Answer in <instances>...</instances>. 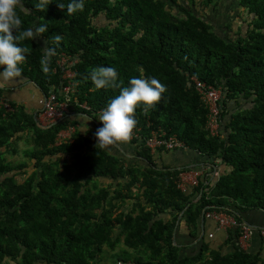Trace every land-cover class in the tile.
Listing matches in <instances>:
<instances>
[{
	"label": "trees",
	"instance_id": "trees-1",
	"mask_svg": "<svg viewBox=\"0 0 264 264\" xmlns=\"http://www.w3.org/2000/svg\"><path fill=\"white\" fill-rule=\"evenodd\" d=\"M40 3L20 0L21 31L41 24L47 31L19 42L30 51L18 79L56 93L68 110L44 126L41 108L11 100L0 86V264H264L237 244L239 228L217 247L198 239L204 211L239 220L264 211V0L229 4L238 14L222 34L203 12L218 10L220 0H85L72 15L58 7L69 0ZM45 47L56 53L49 73ZM99 65L115 67L124 85L143 75L167 86L154 106L137 107L123 152L96 145L92 124L101 126V110L119 94L95 87L89 72ZM194 78L223 90L217 134L207 128L209 109ZM70 127L71 136L60 135ZM154 132L176 135L187 151L154 150ZM20 142L30 145L25 159H8ZM175 156L215 164L221 175L184 191ZM178 223L186 241H196L189 253L174 240Z\"/></svg>",
	"mask_w": 264,
	"mask_h": 264
},
{
	"label": "clouds",
	"instance_id": "clouds-1",
	"mask_svg": "<svg viewBox=\"0 0 264 264\" xmlns=\"http://www.w3.org/2000/svg\"><path fill=\"white\" fill-rule=\"evenodd\" d=\"M49 3H51V0H41L39 6L41 9H44L47 8ZM19 6L20 0H0V78L5 81L19 78L22 75L23 68L21 65L25 62L27 54L30 50L19 42L25 39L33 41L47 31V26L44 24L39 26L34 25L21 31L23 21L18 13ZM84 6L85 0H69V3H67L66 6L63 3H58V7L62 10L66 9V13L68 15H72L77 11H83ZM54 39L58 42L61 40V36L57 35ZM55 54V49L53 47L44 48L42 54V70L45 73H49L52 70L50 66ZM89 76L97 89L108 87L119 89V94L107 102L98 117L101 122V126L96 129L94 135L96 137V145H99L100 147H106L118 141L129 140L137 124V120L135 118V111L137 107L141 104L147 107L154 106L155 103L161 100L162 94L167 91V86L155 76H133L129 79L128 84L124 85V81L119 78L118 70L112 66H95L90 70ZM195 79L197 78H194V80ZM45 96L47 95H42L38 99V103L39 100ZM41 111L39 120L44 126H47L49 123L55 124L65 116L62 115L61 117L53 120L48 118L50 122L44 124L43 118H47V116L44 114L43 107ZM71 113L72 112L70 111L68 112V114L73 115ZM90 119L91 118H87V121ZM81 130L86 133L89 130V125L87 128H82ZM181 142L183 145L175 149L187 151L188 148L186 144L183 141ZM123 151L125 150L123 149ZM175 168L182 170L180 173V187L184 191H188V188L191 187V185H198L200 179L206 180L209 178V181L218 180L221 175L220 168L215 164H210L209 162L197 163L190 161L188 163H183L182 166H176ZM196 171L201 172L198 176V183L190 184L189 179L190 177H193ZM201 195L202 194H200L199 197ZM213 213L226 215L230 218H234L239 223L247 224L253 230L250 240L256 232L264 239V235L262 234L264 228L253 227L250 222L243 219V214L242 220H239L231 213L214 209L204 211V225L202 226L201 218L199 240L201 239L211 242L210 239L212 238L213 233L209 232L208 239L206 240V231L204 230L205 222L208 219L216 223L217 230H226L229 232L233 227L239 228L240 235L238 237L237 244L240 247L246 248V246H242L240 243L241 226H221L220 222L211 217V214ZM178 225L179 223L177 224V229ZM203 231L204 236L200 238L201 232ZM250 240L247 244L250 243Z\"/></svg>",
	"mask_w": 264,
	"mask_h": 264
},
{
	"label": "crops",
	"instance_id": "crops-1",
	"mask_svg": "<svg viewBox=\"0 0 264 264\" xmlns=\"http://www.w3.org/2000/svg\"><path fill=\"white\" fill-rule=\"evenodd\" d=\"M2 80V78H1ZM0 86L6 85V95L9 96L11 100H20L22 99L26 104L31 108L35 109L36 111L39 110L42 107H39L38 99L43 95L37 87H35V84L30 81H22L18 78L13 80H2L0 81ZM42 112V111H40ZM75 115L74 113H71ZM99 127V125L92 124V128L96 131V129ZM119 142V143H118ZM110 146V150H112V146L115 148H118L123 152L124 145H126V142L118 141ZM173 158V156H172ZM175 159L173 162L176 163L177 166H182L183 163H188L191 160L185 159L186 157L181 156L180 158L174 157ZM188 160V161H185ZM185 161V162H184ZM212 178V176H211ZM243 219L250 222V224L253 227L256 228H264V211L263 210H249L245 213H243ZM187 227L185 225H182L179 229L175 232V242L177 245H179L182 248V253H189L191 252L196 246L194 245L196 243L193 241H186L189 240V232L186 230ZM233 227L231 230H234ZM204 230L206 231V240L208 239V233H213L212 238L210 239L212 242V247H217L222 242L226 241L228 237V231L226 230H217L216 223L211 220H206ZM179 241V242H178ZM225 248L227 250L231 249V245L227 244L225 245ZM246 249L250 250L253 253L260 254V256L264 259V239L260 236L259 233H255L252 236V239L250 240V243L246 246Z\"/></svg>",
	"mask_w": 264,
	"mask_h": 264
},
{
	"label": "built area",
	"instance_id": "built-area-1",
	"mask_svg": "<svg viewBox=\"0 0 264 264\" xmlns=\"http://www.w3.org/2000/svg\"><path fill=\"white\" fill-rule=\"evenodd\" d=\"M67 77H72L74 73L70 70L66 71ZM197 83V88L200 91L201 99L204 102L205 106L209 109V121L207 128L212 131L213 134H217L220 127V121L222 118V100L224 97L223 90L216 89L212 86H206L205 82H202L198 79H195ZM1 103H5L4 101H1ZM39 103L43 107V111L45 116L47 118L53 120L58 117H61L64 113V111H67V105L66 103L60 104L57 100L56 93H51L49 96H45L42 99L39 100ZM8 104V103H7ZM9 105V104H8ZM86 106V105H85ZM215 125L216 127L213 128L212 126ZM217 128V129H216ZM75 130L74 127H70L67 131H63L60 135L67 138L71 136L72 132ZM161 133L154 132L153 138L148 142L149 145L154 147V150L158 147H165L168 149H175L177 147H181L183 144L182 142L176 137L171 136L169 138H162ZM201 174V172L196 171L193 175V177H190L189 183L190 184H197L198 183V176ZM183 186V185H182ZM211 217L216 219L218 222H220L221 226H232V225H240L241 226V237H240V243L242 246H247L251 235L253 233V230L251 227H249L245 223H239L234 218H230L226 215L213 213L211 214ZM262 234L264 235V230L262 231Z\"/></svg>",
	"mask_w": 264,
	"mask_h": 264
},
{
	"label": "rangeland",
	"instance_id": "rangeland-1",
	"mask_svg": "<svg viewBox=\"0 0 264 264\" xmlns=\"http://www.w3.org/2000/svg\"><path fill=\"white\" fill-rule=\"evenodd\" d=\"M220 5L218 6V10L216 11H212L210 8L203 10V12L205 13V16L208 17V19L211 20V22L214 23L216 29L218 30L219 33H223L224 31V26L229 23L230 21L234 20L235 18H237V14H238V10L236 12L231 11L229 8V4H231L232 2H234V0H220ZM196 8L198 9H202L201 4H197L195 5ZM239 22V21H238ZM238 22H235V24H237ZM60 61L63 63L64 62V58L62 57V55H60ZM247 101H245L244 99L241 100V104L245 105ZM234 102H232L230 104V107H233ZM43 122L44 124H47L48 122H50V120L46 117L43 118ZM213 128H215L216 126L213 125ZM217 129V128H216ZM23 148H30V145L26 142H20V144L18 143V149L20 150L19 153H15L14 155H7L8 159L10 160H14L15 159L17 161L21 160V159H25V156H23L22 153V149ZM106 256H110V254L106 255ZM106 261V260H105Z\"/></svg>",
	"mask_w": 264,
	"mask_h": 264
},
{
	"label": "water",
	"instance_id": "water-1",
	"mask_svg": "<svg viewBox=\"0 0 264 264\" xmlns=\"http://www.w3.org/2000/svg\"><path fill=\"white\" fill-rule=\"evenodd\" d=\"M183 214V213H182ZM182 214H181V216H182ZM204 225V213H203V215H202V226ZM176 229H177V226H176ZM176 229H175V231H176ZM174 236H175V232H174ZM204 236V231L203 232H201V235H200V238H202Z\"/></svg>",
	"mask_w": 264,
	"mask_h": 264
}]
</instances>
